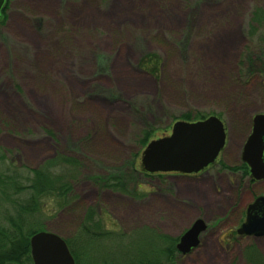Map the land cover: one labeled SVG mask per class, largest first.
I'll use <instances>...</instances> for the list:
<instances>
[{
	"label": "rangeland",
	"instance_id": "obj_1",
	"mask_svg": "<svg viewBox=\"0 0 264 264\" xmlns=\"http://www.w3.org/2000/svg\"><path fill=\"white\" fill-rule=\"evenodd\" d=\"M147 55L158 64H146ZM258 113L264 0H7L0 18V175L53 160L58 176L67 167L63 158L80 163L71 194L54 193L42 217L43 231L66 244L81 246L84 223L100 245L129 247L124 255L157 250L156 235L177 243L203 220L200 245L189 254L148 259L264 264V238L235 234L246 179L226 169L240 166ZM213 114L225 122L228 145L201 180L134 174L145 132ZM7 211L13 214L6 206L1 222ZM86 246L98 259L100 248L107 254L108 246ZM98 259L91 263L103 264Z\"/></svg>",
	"mask_w": 264,
	"mask_h": 264
},
{
	"label": "water",
	"instance_id": "obj_2",
	"mask_svg": "<svg viewBox=\"0 0 264 264\" xmlns=\"http://www.w3.org/2000/svg\"><path fill=\"white\" fill-rule=\"evenodd\" d=\"M5 0H0V17ZM252 127L241 152V160L248 166L253 180L264 179V113L252 117ZM227 128L218 115L198 120L174 119L158 130L141 148L134 168L150 176L195 177L216 165L225 149ZM206 228L203 220H196L180 236L177 251L186 255L199 243V235ZM239 235L264 236V196L249 206L247 218L237 229ZM32 264H75L66 242L50 232H37L29 239ZM16 264V263H6Z\"/></svg>",
	"mask_w": 264,
	"mask_h": 264
},
{
	"label": "trees",
	"instance_id": "obj_3",
	"mask_svg": "<svg viewBox=\"0 0 264 264\" xmlns=\"http://www.w3.org/2000/svg\"><path fill=\"white\" fill-rule=\"evenodd\" d=\"M6 3L7 0H5L2 8L1 16L4 12ZM144 58L147 59L146 64L150 62L152 63L153 61H156V64H158V61L154 56L147 55ZM154 73L156 72H152L151 74ZM204 117L205 116L203 115H197L195 118H191L189 115H185L180 119L198 120L203 119ZM154 132L155 131H147L144 133V136L140 141L141 148L145 146L146 142ZM3 159V154H0V162H3ZM54 162L55 161L53 160L47 161L46 165L41 167L42 170L22 167L13 168L9 166L11 170L4 169L2 175H0V217L1 211L6 206H9V209L13 211V214H11V212L9 213V211H7V214H4L3 222H1L0 219V264L31 263L29 239L33 234L43 231L42 217L46 212L50 211L52 203L54 204L55 199L52 198V195L57 193L58 196L65 197L71 194L72 190L70 181H72L71 178L74 176L73 173L79 169L80 163L72 158H63L62 162L63 164L65 163V166H67L65 167L66 170L63 169L61 173H58V176H53L52 168L54 166ZM223 167L226 168L225 166ZM226 169L234 170L233 168ZM132 171L136 175H143L149 178L162 177L150 176L139 172L134 168V162L132 164ZM112 179L118 180L116 178ZM130 180V177H125L124 182H130ZM104 183H107V180ZM85 226L86 225L84 223L80 226L79 234L81 233L82 235L79 238V241L82 242L81 246L76 248L71 245L69 241H67L75 264H95L91 262L98 259L96 258L97 255L90 252L87 254L88 246L86 245L88 244L90 247L97 248L99 246H108L106 252L109 256L104 254V257H102V250L100 248L99 259L100 261H103V264H161L156 261L152 262L148 258L153 256L155 259L157 258L161 260L164 258L172 260L174 253L177 252L175 248V241L170 243V239L168 242V238L156 235L158 237V242L154 241L153 248L157 250H152L151 248H148L147 250L137 249L138 253H136V250H132L133 254L124 255L123 251L127 250L129 247L124 245L121 247V243L117 241L112 245H100L98 243L100 238L97 232H90ZM112 256L121 257V260H109V257ZM85 257L90 260V263L85 262L87 260ZM98 264H100L99 261Z\"/></svg>",
	"mask_w": 264,
	"mask_h": 264
},
{
	"label": "flooded vegetation",
	"instance_id": "obj_4",
	"mask_svg": "<svg viewBox=\"0 0 264 264\" xmlns=\"http://www.w3.org/2000/svg\"><path fill=\"white\" fill-rule=\"evenodd\" d=\"M251 127H252V122L250 123V129H249V132L247 134V137L249 136V134L251 132ZM247 137H246V139H247ZM246 139H245V141H246ZM245 141H244V143H245ZM244 143L241 146L240 154H239L240 166L237 167L236 170L233 168L234 170L229 171V172H233V174L236 173V171L237 172H240L239 175L241 177H243V179H246V183L244 185V188H246L248 197L240 205L241 206L240 212L242 213V221L239 224L238 228L240 227V225L242 223L245 222V220L247 218V211H248L249 206L252 205L258 197L264 196V179H261V180H258V181L253 180L250 177L248 166L241 160V152H242V147H243ZM227 145H228V131H227V142H226L225 149L227 148ZM225 149L223 150V152L221 154V157H220V160H219V162L216 165H219L221 163V158L223 156V153H224ZM263 160H264V151H263ZM216 165H214L213 167H215ZM213 167H211L210 169L206 170L205 172H203V173H201V174H199L198 176H195V177H184V176H179V175L178 176L175 175V176L176 177H181V178H188V179L196 180L197 181V180H201V178L204 176V174L206 172L210 171ZM237 229L235 231V234L238 237H243V238L253 237L254 239L264 238V236L256 237V236H253V235H239V234H237ZM205 230H206V228L199 235V243H198V246L200 245V236H201V234H203L205 232ZM175 248H176V244H175ZM180 255H182V254H180Z\"/></svg>",
	"mask_w": 264,
	"mask_h": 264
}]
</instances>
